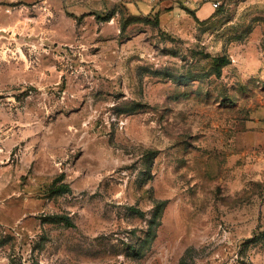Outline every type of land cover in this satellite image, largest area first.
Segmentation results:
<instances>
[{
  "label": "rangeland",
  "instance_id": "rangeland-1",
  "mask_svg": "<svg viewBox=\"0 0 264 264\" xmlns=\"http://www.w3.org/2000/svg\"><path fill=\"white\" fill-rule=\"evenodd\" d=\"M0 264H264V0H0Z\"/></svg>",
  "mask_w": 264,
  "mask_h": 264
},
{
  "label": "trees",
  "instance_id": "trees-1",
  "mask_svg": "<svg viewBox=\"0 0 264 264\" xmlns=\"http://www.w3.org/2000/svg\"><path fill=\"white\" fill-rule=\"evenodd\" d=\"M196 21L199 22V19L196 17ZM144 22L148 25H156L158 26L160 21H159V17L158 15H156V17L154 19H149V18H146L144 19ZM230 64V59L226 58V57H217V58H214V68H215V71H216V75L217 77H221L222 75V68L224 66H227ZM67 189V187H58L56 189V192H64L65 190ZM163 207H164V203H160L158 206H157V210L154 214V220L156 218H158L162 212H163Z\"/></svg>",
  "mask_w": 264,
  "mask_h": 264
},
{
  "label": "built area",
  "instance_id": "built-area-1",
  "mask_svg": "<svg viewBox=\"0 0 264 264\" xmlns=\"http://www.w3.org/2000/svg\"><path fill=\"white\" fill-rule=\"evenodd\" d=\"M213 7H214V8H218V3H214V4H213Z\"/></svg>",
  "mask_w": 264,
  "mask_h": 264
}]
</instances>
